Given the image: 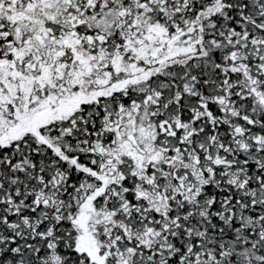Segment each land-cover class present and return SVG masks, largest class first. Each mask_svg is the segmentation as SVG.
<instances>
[{"label": "snow or ice", "instance_id": "6c2138e0", "mask_svg": "<svg viewBox=\"0 0 264 264\" xmlns=\"http://www.w3.org/2000/svg\"><path fill=\"white\" fill-rule=\"evenodd\" d=\"M0 264H264V0H0Z\"/></svg>", "mask_w": 264, "mask_h": 264}]
</instances>
